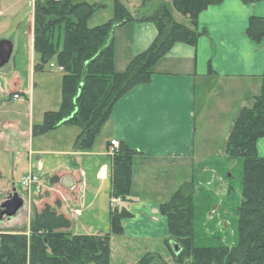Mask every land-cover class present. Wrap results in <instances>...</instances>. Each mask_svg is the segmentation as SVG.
I'll use <instances>...</instances> for the list:
<instances>
[{
    "label": "crops",
    "instance_id": "1",
    "mask_svg": "<svg viewBox=\"0 0 264 264\" xmlns=\"http://www.w3.org/2000/svg\"><path fill=\"white\" fill-rule=\"evenodd\" d=\"M161 1L158 0V5ZM166 1L170 9L172 0ZM147 2L144 0L143 4ZM252 15L264 17V0L254 3L223 0L210 6L199 16V29L205 28L206 34L195 46L175 44L155 64L151 82L131 90L115 105L110 118L101 127L98 146L73 150L57 166H48L53 162L43 156L30 158V155L28 167L31 171L23 173L21 178L28 173L38 174L40 189H44L33 196L36 187L23 188L20 178V193H24L25 198L29 195L34 198V204L29 202L25 212L29 211L31 217L32 208L40 209L44 203L55 205L59 202L58 210L72 221V227L64 231L101 235L109 231L110 213L118 206L132 214L123 222V237L136 239L145 245L141 249L148 252L168 249L164 239L169 236V228L160 207L170 201L181 184L197 180V165L201 161L209 162L201 158L226 150L239 112L252 106L255 96L262 90L264 39L255 43L247 34ZM125 25H131L128 31L133 36L126 49L125 67H118L120 61H117L114 41L115 70L118 72H123L131 59L147 49L157 35L152 22L129 21L119 26ZM29 52L33 73L40 61L33 42ZM52 69L56 68L48 67ZM21 83L20 77L13 85L3 80L0 93L8 96V100L21 101L13 97L19 93L26 102L32 103L34 86L21 89ZM34 125L32 119L31 129ZM79 129L73 144L81 132ZM263 138L258 142V152ZM113 139L142 152L132 160L130 195L125 201L121 199L114 209L110 152ZM197 156L201 157L199 163ZM8 183L13 191L17 190L16 181ZM15 217L8 218V223ZM30 217L23 228L27 233L30 232Z\"/></svg>",
    "mask_w": 264,
    "mask_h": 264
},
{
    "label": "trees",
    "instance_id": "2",
    "mask_svg": "<svg viewBox=\"0 0 264 264\" xmlns=\"http://www.w3.org/2000/svg\"><path fill=\"white\" fill-rule=\"evenodd\" d=\"M223 0H173L174 7L189 23L174 19L163 0L152 14L133 16L122 4L108 22L94 27L88 19L101 4L75 0H35L34 49L40 55L35 70L53 61L64 68L62 101L57 111H48L41 124L33 126L34 135L60 125L77 122L81 128L74 142L75 151L89 150L115 105L131 90L151 82L155 64L177 43L197 45L206 29H199L200 14ZM254 3L259 0H243ZM129 21L152 22L157 35L150 46L137 53L124 72L115 70L113 32ZM248 36L260 43L264 39V17L249 18ZM260 94L250 107L238 114L227 143L228 159L242 160V201L237 209L238 240L228 245L197 244L195 181H186L161 206L168 217L170 234L164 243L183 264H264V157L258 142L264 137V73ZM137 149L120 143L112 165V196L125 201L131 192L132 160L141 155ZM55 205L44 203L33 208L30 232L0 230V264H110L111 236L123 235V222L132 216L116 208L110 219V232L73 234L71 219ZM176 242V254L171 243ZM156 255L148 252L139 264H151ZM162 262V258L159 257ZM160 264V263H159Z\"/></svg>",
    "mask_w": 264,
    "mask_h": 264
},
{
    "label": "rangeland",
    "instance_id": "3",
    "mask_svg": "<svg viewBox=\"0 0 264 264\" xmlns=\"http://www.w3.org/2000/svg\"><path fill=\"white\" fill-rule=\"evenodd\" d=\"M75 1L103 5L88 19L87 23L90 27L106 23L114 17L118 2L122 3L130 13L132 12L131 14L138 17L152 14L158 7V0H148L146 4H143L144 0ZM34 3L35 0H0V40H10L14 53H12L9 63L0 68V82L8 80L13 85L17 77H20L21 85H23L21 89L34 86L32 103L26 102L27 100H8V96L0 93V205L13 192L9 181H16L17 191L24 198V205L13 219L14 221L8 223L7 217L0 220V230L5 231H14L11 228L25 231L23 228L30 217L29 211L25 212V206L29 202L33 203V196L39 195L44 189L37 188L39 185L34 186L36 191L33 192V196L29 193L27 199L24 193H20L22 192L19 184L20 178L23 173L31 171V168L28 167L29 156L31 155L30 158L43 156L49 159V162H53L48 166H57L66 159V154L74 150L73 140L80 131L77 122L63 124L61 128L38 135H34L33 128L31 129L32 119H34L35 124H40L47 111L59 109L62 101L64 76V70H48L49 65L32 73L29 50L32 42L34 47ZM173 6L170 9L174 18L179 22L189 23V20ZM130 26H116L113 32L117 51L116 57L117 61H120L118 67H125L127 61L126 49L131 44L133 36V33L128 31L132 28ZM126 68H122L124 69L122 71L124 72ZM16 85L18 86V84ZM29 132H31L30 136L28 135ZM99 135L95 140L94 147L100 143ZM259 154L264 157V138L260 143ZM114 155V152L111 153L112 157ZM197 158L198 163L205 159L209 162L206 163L205 160L197 165L198 174L195 181L196 195L194 199L195 207L198 209L196 243L232 246L238 240V213L236 211L243 199L242 160L239 158L228 159L225 148L220 153L210 154L204 158L197 156ZM112 206L114 209L115 204ZM111 214L112 212L109 222ZM166 220L169 228L167 216ZM110 229L111 226L109 231H105L104 234L109 233ZM110 245V264H139L141 258L148 253V251L141 249L145 245L138 243L136 239L131 240L122 235H112ZM165 245L167 246V244ZM167 248L160 252L150 251L156 255L155 261L160 264H183L187 260L186 258L181 261L177 260L170 248L168 246ZM159 257L162 258V262Z\"/></svg>",
    "mask_w": 264,
    "mask_h": 264
},
{
    "label": "water",
    "instance_id": "4",
    "mask_svg": "<svg viewBox=\"0 0 264 264\" xmlns=\"http://www.w3.org/2000/svg\"><path fill=\"white\" fill-rule=\"evenodd\" d=\"M12 53V42L8 39L0 40V68H2L10 61ZM23 205L24 198L15 189L12 194L9 195L8 198L0 205V220H2L4 217H7L9 219L13 218L21 210ZM171 247L173 248L176 254L180 253L181 247L176 242H172ZM151 264L159 263L153 262Z\"/></svg>",
    "mask_w": 264,
    "mask_h": 264
},
{
    "label": "built area",
    "instance_id": "5",
    "mask_svg": "<svg viewBox=\"0 0 264 264\" xmlns=\"http://www.w3.org/2000/svg\"><path fill=\"white\" fill-rule=\"evenodd\" d=\"M50 66L52 68H57L59 70H64V68L62 66H59V65H55L54 63H51ZM13 97L15 99H19V100H25V98L19 94V93H15L13 95ZM111 149H110V152L111 153H115L117 151V149L119 148L120 146V142L118 140H112L111 141ZM40 184V178L38 175L36 174H32V173H29V174H26L24 175L22 178H21V185L23 188L27 189V190H30L32 187L36 186V185H39ZM37 188L40 189V186H37ZM119 202H121V198H118V197H114L113 200H112V204H115L117 205Z\"/></svg>",
    "mask_w": 264,
    "mask_h": 264
}]
</instances>
